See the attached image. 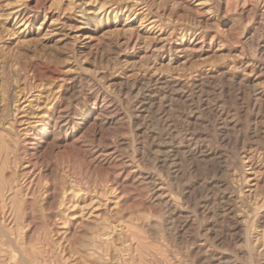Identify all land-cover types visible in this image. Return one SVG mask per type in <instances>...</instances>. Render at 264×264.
Wrapping results in <instances>:
<instances>
[{
    "label": "rangeland",
    "instance_id": "rangeland-1",
    "mask_svg": "<svg viewBox=\"0 0 264 264\" xmlns=\"http://www.w3.org/2000/svg\"><path fill=\"white\" fill-rule=\"evenodd\" d=\"M0 264H264V0H0Z\"/></svg>",
    "mask_w": 264,
    "mask_h": 264
}]
</instances>
